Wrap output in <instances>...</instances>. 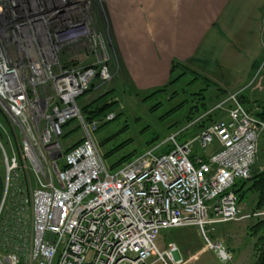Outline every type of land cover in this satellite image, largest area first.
Returning a JSON list of instances; mask_svg holds the SVG:
<instances>
[{
	"label": "built area",
	"instance_id": "1",
	"mask_svg": "<svg viewBox=\"0 0 264 264\" xmlns=\"http://www.w3.org/2000/svg\"><path fill=\"white\" fill-rule=\"evenodd\" d=\"M71 6L51 16L43 35L22 30L16 41L12 11L0 27L8 121L0 122V264H185L174 243L158 247L163 230L182 227L197 228L205 249L230 263L232 251L208 234L264 217L243 214L230 190L251 176L264 121L239 102L243 90L232 92L210 110L224 117L194 137L177 140L198 119L110 170L95 135L113 115L88 121L78 105L113 78L109 56L90 18Z\"/></svg>",
	"mask_w": 264,
	"mask_h": 264
},
{
	"label": "crops",
	"instance_id": "2",
	"mask_svg": "<svg viewBox=\"0 0 264 264\" xmlns=\"http://www.w3.org/2000/svg\"><path fill=\"white\" fill-rule=\"evenodd\" d=\"M253 1L254 3L249 7L244 6L245 0H234V2L230 0H192L193 9L190 5L187 9L179 4L180 8L174 9L175 12L180 9L181 14L192 16L191 19L184 20L181 24V21H175L174 14L170 13L171 5L167 1L164 4L161 1L159 16L148 12L147 21L143 18L141 25H136L137 22L127 32L123 30L128 34L127 40L125 37L124 46L128 55H131V64L128 66L130 74L136 83L146 86L164 83L169 71L170 60L166 57L168 53L152 57L146 49L149 46L148 42H145L144 38H137V31L141 27V35L145 33L153 40H157L161 50L162 45L163 51L169 54L172 50H180L179 56L182 60L191 57L194 68L201 67L200 71L228 92L245 91L251 83L253 66L264 56V27L262 25L264 1ZM147 8L151 10L150 1H148ZM131 14L137 16L134 11ZM163 14L165 17L162 18ZM219 18L222 20L216 21ZM161 22H164V31ZM177 23L180 28L178 31L174 28ZM198 62H203V64ZM260 82L264 86V80ZM231 223L233 222L217 224L210 235L212 236L217 231L221 233V230L228 229ZM187 233H191L192 239L196 241L192 255L188 256L184 250L179 249L181 248L179 244L177 246L179 252L177 256L182 258L186 264H223L212 251L205 249V242L195 227L163 230L160 237L162 235V238L163 236L167 238L165 243L162 242L164 248L166 249L168 244L175 242H172L171 237L178 238ZM227 235L228 238L233 239L232 244H234L229 245V242H226L227 248L233 252V260L228 264H253L251 242L248 244L243 240V236L232 235L230 229ZM196 239L201 244L197 245ZM184 242L189 241L184 239ZM199 248H204V250H198Z\"/></svg>",
	"mask_w": 264,
	"mask_h": 264
},
{
	"label": "rangeland",
	"instance_id": "3",
	"mask_svg": "<svg viewBox=\"0 0 264 264\" xmlns=\"http://www.w3.org/2000/svg\"><path fill=\"white\" fill-rule=\"evenodd\" d=\"M4 1L6 2L9 0H4ZM86 1L88 5L86 4L84 9L85 11L89 12V15L91 16L90 17L91 25L95 26L96 31L101 34L102 45H103L102 48L103 51L105 50L107 56H109V63L110 61L111 63H113L112 62L113 50H115V58L117 60V66L115 65V68H117L118 70L117 72L116 70H114L115 72L114 80L111 79V81L107 82L106 84L93 88L90 91V93H88V96L85 98L88 101L98 96L99 93H101L102 91L109 89L115 91L113 101L116 102L114 106L115 107L117 106L118 108L117 110H114L112 112L111 111L107 112V115H113L112 120H110L111 122L102 121L108 123H106L104 126H101L102 124L101 125L99 124L101 128L98 130V132L95 135L96 150L106 165H112L126 156H130L132 154L145 150L148 147L147 146L148 144H146V142H148L150 138L149 132L151 131L155 132L157 130H162L164 133L163 136L161 137L163 138L169 136L173 132L172 122H170L171 118H169V120L168 119L165 120L163 124L160 121L156 120L166 111V109H169V105L166 104L163 107H161L159 111H157L156 113L150 114L149 107L153 104L154 100L156 101V97H154L153 100L148 102H147L148 98L144 99V97L148 96L153 90L159 89L167 85L168 81L171 79L170 69L172 63L178 62L191 68L192 70L197 71L198 73L209 78L210 80L215 82L218 86H220L222 89L228 92L227 89L222 87L215 80L211 79L209 76H207V74L200 71L199 69L201 67H199L198 69L194 68L192 66L193 62H191L192 61L191 57L182 60L179 56L180 50L178 49L177 51L172 50L171 54H169V52L163 51L164 49L163 45L161 50L157 40H153V38H151L148 35H145V33L144 35H141L142 34L141 27H139V30L137 31L138 32V34H136L137 38L139 39L144 38L145 42H148L149 46L146 49H148L147 51L151 53L150 55H152V57L158 55L163 56V54L168 53V55L165 56L168 58V60H170L169 71L167 73V76H165L166 78L164 83L159 85L148 84L146 86H141L138 83H136V81L134 80L128 69L129 64H131L130 62L131 55H128V51L125 49L124 46L126 44L124 40L125 37L127 40L128 34L125 33L123 30H126L127 32V30L131 29L132 26L137 22L138 23L136 25H141L143 18L146 19L147 21L148 12L150 14L154 13L155 15L159 16V11H160L159 3L161 1L163 4L165 3V1H167L168 4L171 5L170 13H173L174 18H176L175 21L177 22L181 21L180 22L181 24L184 20L191 19L192 16L181 14L180 9H177V11L175 12L174 9H176L177 7L180 8V5L185 6L187 9H189V5H190L191 9H193L194 6L192 0H182V1L181 0H86ZM148 1H150L151 10L147 8ZM230 1L234 2V0H230ZM258 1L260 2L262 0H258ZM252 3H254L253 0H245L244 6L249 7ZM75 5L72 6V8L75 9L76 8ZM48 7L49 6L46 5L45 9H47ZM53 7L54 6H52V8ZM79 8L82 9L80 6ZM133 11L135 14H137V16L131 14ZM163 17H165V14H163L162 18ZM221 20L222 19L219 18L216 21H221ZM161 23H162L161 26L163 27L162 30L164 31V22ZM262 25L264 27V18L262 20ZM174 28H176V31L180 30L178 23L176 26H174ZM42 31L45 32V29H42ZM23 34L25 35V33ZM69 52L70 49L68 48L66 49L65 54L68 55ZM198 63L203 64V62H198ZM255 64H258V66L255 70L253 66L251 83H249V85L244 91V92L248 91L247 106H249L250 108L252 106V102L255 99H257L258 101L263 100L264 102V98H261L264 96V86L260 82V80H264V56ZM111 67L113 68L114 65L112 64ZM255 74H257L256 78H255ZM157 81L159 82V80ZM218 102L212 103L211 106L213 105L212 107H214ZM172 105L174 104L172 103ZM172 105H170V107ZM251 109H254V111H251ZM251 109L248 110L252 114L253 112L256 113L259 112L258 107L255 106L254 104ZM177 117L179 118L180 115H177ZM145 127L148 129H145ZM263 136L264 133L262 134L261 139L258 140V153L251 174L253 173L254 170L255 171L264 170V148L261 150V152H259V146L264 145ZM67 143L69 144L71 143V141H68ZM17 148H18V140H17ZM29 192H27V195ZM257 199L258 196L256 193L247 194L246 198L242 202H240V208L242 213L245 215L254 213L255 212L254 208L256 207ZM258 211H262V210H258ZM263 218L264 217L262 216L251 217L249 219L242 220L239 222H233L229 225L228 229L221 230V233L217 231L212 236L208 234V238L213 243L220 242L226 247L228 246V244L226 245V242H229V245H234L232 244L233 239L231 240L230 239L231 237L228 238L229 236L227 235L230 229L232 235L235 234V235H240L241 237L243 236V240H245L246 243L248 244L251 242L252 253H253V249L258 240V236L263 234V232H261L259 229L257 232H254L253 227H255L260 222H262L264 220ZM23 223L25 224V228H24L25 231H28L30 221L26 219V221ZM191 235H192L191 233H187L186 235L184 236L181 235L178 238L171 237V239L173 240L172 242L175 241L174 243L176 244V246H178L179 244L181 246V248L179 249L184 250L185 253L188 254V256L192 255L193 253L192 249L196 242L194 239H192ZM225 235L227 236L223 238ZM160 238L158 240V247L161 250H164L165 248L162 242L165 243L167 238L165 236H163L162 238V235ZM184 239H187L189 242L188 243L184 242ZM7 240L10 241V236H8ZM198 243L200 242L197 240V245ZM198 250H204V248H199Z\"/></svg>",
	"mask_w": 264,
	"mask_h": 264
},
{
	"label": "trees",
	"instance_id": "4",
	"mask_svg": "<svg viewBox=\"0 0 264 264\" xmlns=\"http://www.w3.org/2000/svg\"><path fill=\"white\" fill-rule=\"evenodd\" d=\"M112 57H113V61H112L113 63H111L110 61L109 67L111 73L113 74L112 80H114V76H115L114 70H116V72L118 70L117 68H115V65L117 66L115 52H113ZM112 64L114 65L113 68L111 67ZM257 66L258 64L254 65V70L257 68ZM170 73H171L170 76L171 79L168 81L167 85L159 89L153 90L148 96L144 97V99L148 98L147 100L148 102L153 100L154 97H156V101L154 100L153 104L149 107L150 114L156 113L157 111H159L161 107H163L166 104L169 105V109H166V111L156 120L160 121L163 124L165 120L167 119L169 120V118H171L170 122H172V128H173V132L171 134L180 131L187 124L198 119V121L195 124H193V126L180 132L177 135V140L183 142L189 138L194 137L196 134H198L203 129H205L208 125L213 124L218 119L224 116L223 112L220 110H213L210 112V110L213 108L212 107L213 105L211 106V104L216 103L219 100L222 101L229 93L224 89H222L220 86H218L215 82H213L209 78L203 76L197 71L192 70L191 68L181 63L178 62L172 63ZM114 92L115 91H113L112 89L102 91L101 93H99L98 96L88 101L85 98L88 96V93H90V91L84 94V96L80 97L78 99V105L81 108L85 118L88 121H92V120L101 121L104 120V118L107 115V112L109 111L112 112L114 110H117L118 107L114 106L116 102L113 101ZM247 94L248 91L247 92L243 91L238 96L239 102L242 103V105L245 108L247 107L249 110L253 107V104L257 106L259 112L257 113L253 112V114L260 120L264 121L263 100L258 101L257 99H255L252 102V106L250 108L249 106H247V98H248ZM172 103L174 105H172ZM170 105L172 106L170 107ZM251 111H254V109H251ZM177 115H180V117L178 118ZM0 122H2L7 126L6 116L3 114L1 109H0ZM108 122H102L100 123V125L102 124L101 126H104ZM100 125L96 133L101 128ZM145 129L148 128L145 127ZM149 133H150V138L148 142H146V144H148L147 145L148 147L151 146L153 143L165 138V137L164 138L161 137L163 136L164 133L162 130H157L155 132L151 131ZM263 148L264 145H260L259 152H261ZM168 150L169 149H167L166 151ZM143 151L137 152L130 156H126L122 158L120 161L107 166L110 170H115L124 162L128 161L130 158L136 156L137 154L142 153ZM230 190L237 196V201L239 204L246 198L247 194L256 193L258 199L256 200V207L254 208V211L255 212L256 210L257 212L264 211V170L262 171L254 170L248 179L237 180L234 183V185L230 188ZM258 210H262V211H258ZM258 229L261 232H263V234L262 235L259 234L260 236H258L256 245L254 246L253 264H264V220L255 227H253L254 232H257Z\"/></svg>",
	"mask_w": 264,
	"mask_h": 264
},
{
	"label": "bare ground",
	"instance_id": "5",
	"mask_svg": "<svg viewBox=\"0 0 264 264\" xmlns=\"http://www.w3.org/2000/svg\"><path fill=\"white\" fill-rule=\"evenodd\" d=\"M86 4L88 5L86 0H9V2L5 4L4 9L0 6V9H3L0 13V27L4 25L3 23H7V17H9L8 15L12 11L13 13L11 12L10 15L12 28L9 31L13 33L16 41L17 36L19 37L21 35L22 30L24 32L31 30L32 34L36 33L39 35L40 33V35H43L44 32L41 31L46 25V22H49L51 16H57L59 14L56 11L59 10L61 6H63L62 8L64 9L69 5H75L78 12L82 13L83 11L86 17L90 18L89 12L84 9ZM46 5L50 8L48 7L45 9ZM52 6L54 7L52 8ZM79 6L82 9H80ZM74 10L75 9H72V11ZM57 19L59 21H65L67 16H60ZM23 27L25 28L22 29Z\"/></svg>",
	"mask_w": 264,
	"mask_h": 264
},
{
	"label": "water",
	"instance_id": "6",
	"mask_svg": "<svg viewBox=\"0 0 264 264\" xmlns=\"http://www.w3.org/2000/svg\"><path fill=\"white\" fill-rule=\"evenodd\" d=\"M3 194V179H2V174H1V168H0V202Z\"/></svg>",
	"mask_w": 264,
	"mask_h": 264
}]
</instances>
